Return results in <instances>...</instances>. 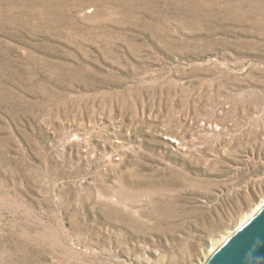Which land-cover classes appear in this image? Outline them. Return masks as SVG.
<instances>
[{
	"label": "rangeland",
	"instance_id": "rangeland-1",
	"mask_svg": "<svg viewBox=\"0 0 264 264\" xmlns=\"http://www.w3.org/2000/svg\"><path fill=\"white\" fill-rule=\"evenodd\" d=\"M262 200L264 0H0V264H199Z\"/></svg>",
	"mask_w": 264,
	"mask_h": 264
},
{
	"label": "water",
	"instance_id": "water-1",
	"mask_svg": "<svg viewBox=\"0 0 264 264\" xmlns=\"http://www.w3.org/2000/svg\"><path fill=\"white\" fill-rule=\"evenodd\" d=\"M207 264H264V208L236 231Z\"/></svg>",
	"mask_w": 264,
	"mask_h": 264
},
{
	"label": "bare ground",
	"instance_id": "bare-ground-1",
	"mask_svg": "<svg viewBox=\"0 0 264 264\" xmlns=\"http://www.w3.org/2000/svg\"><path fill=\"white\" fill-rule=\"evenodd\" d=\"M209 127H210V125H209ZM169 131V130H168ZM175 134V133H174ZM165 138L167 139V140H169L170 142H172V143H174V144H176L177 146H179V145H181L182 144V142H181V140L177 137V136H175V135H172V134H165ZM72 140H76V138H73V136H71L70 138H69V141H72ZM77 140H80V139H78L77 138ZM184 145V144H183ZM187 148V147H186ZM183 149V148H182ZM113 189V188H112ZM109 202V201H108ZM119 207V206H118ZM264 208V200H262V201H260L259 203H258V205L255 207V209L253 210V211H251V213L250 214H248V215H245V218H246V220L249 218H251L252 216H254V215H256V214H258L262 209ZM248 219V220H249ZM235 232H236V230L234 229L233 231H231V230H227V231H225V233L223 234V236H221L220 237V240H217L216 242H215V245L217 244H220L221 242H224V240L225 241H228L230 238H232V235H234L235 234ZM216 247V246H215ZM214 247V248H215ZM214 248L212 247V249H210V251L208 252V254H206V255H204V257H202V259H201V261L199 262V264H207L208 262H209V260L216 254V252L220 249V248H217V249H215L214 250Z\"/></svg>",
	"mask_w": 264,
	"mask_h": 264
}]
</instances>
